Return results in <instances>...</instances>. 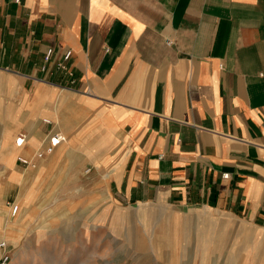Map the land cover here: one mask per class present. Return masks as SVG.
<instances>
[{
    "label": "crops",
    "instance_id": "crops-1",
    "mask_svg": "<svg viewBox=\"0 0 264 264\" xmlns=\"http://www.w3.org/2000/svg\"><path fill=\"white\" fill-rule=\"evenodd\" d=\"M0 97L22 154L65 137L37 177L264 226V0H0Z\"/></svg>",
    "mask_w": 264,
    "mask_h": 264
},
{
    "label": "rangeland",
    "instance_id": "rangeland-1",
    "mask_svg": "<svg viewBox=\"0 0 264 264\" xmlns=\"http://www.w3.org/2000/svg\"><path fill=\"white\" fill-rule=\"evenodd\" d=\"M1 113L0 142L11 137V149L0 144V240L7 244L6 264H264V226L242 217L212 206L123 201L107 187L110 174H98L97 163L83 164L74 155L69 168L82 165L81 174L69 175L61 164L37 177L38 167L16 162L17 134L7 129ZM64 141L63 135L59 144ZM99 178L106 183L95 188ZM12 203L18 205L14 215ZM144 206H152L156 218L169 213L166 224L138 219L136 209Z\"/></svg>",
    "mask_w": 264,
    "mask_h": 264
},
{
    "label": "built area",
    "instance_id": "built-area-1",
    "mask_svg": "<svg viewBox=\"0 0 264 264\" xmlns=\"http://www.w3.org/2000/svg\"><path fill=\"white\" fill-rule=\"evenodd\" d=\"M19 1V0H16ZM52 54V48H48L45 54V59H48ZM71 55L70 50H66L63 55V60L66 61ZM60 67L64 68L63 62L59 63ZM43 121L49 123L48 118H43ZM25 134L20 133L15 139L16 145L21 147L25 143ZM63 140V134L57 130H48L43 142L34 150L31 155L18 154L16 156V162L24 168H36L40 160L44 159L47 155L51 154L56 146ZM224 173L223 176H227ZM11 214L14 215L18 211V205L12 203ZM9 259V252L7 250V244L4 240H0V264H6Z\"/></svg>",
    "mask_w": 264,
    "mask_h": 264
},
{
    "label": "bare ground",
    "instance_id": "bare-ground-1",
    "mask_svg": "<svg viewBox=\"0 0 264 264\" xmlns=\"http://www.w3.org/2000/svg\"><path fill=\"white\" fill-rule=\"evenodd\" d=\"M9 132V131H8ZM17 137V136H16ZM16 137L14 136V144L12 145V148L13 149H19L20 147H18L16 145V142H15V139ZM10 138L9 136H6L4 135V137H2L1 139V149L2 150H6L7 148L10 147L11 149V145L9 143L10 141ZM65 138V137H64ZM13 143V141H12ZM9 150V149H7ZM20 150V149H19ZM47 161V160H46ZM161 208V207H160ZM163 208V207H162ZM136 212H137V216H138V219H145V220H152V221H161V222H164V224H166L165 221H167L169 219V213H167L166 215L164 213H162L163 215H165L163 218L159 217V218H156L155 216V210H153V207L151 206H144V207H138L136 209ZM160 212H165V211H160ZM6 224V223H5ZM3 227V226H2ZM10 227V226H9ZM4 229V228H3ZM4 231V230H3ZM12 232V231H11ZM14 234V233H13ZM1 235V234H0ZM3 236V235H2Z\"/></svg>",
    "mask_w": 264,
    "mask_h": 264
}]
</instances>
